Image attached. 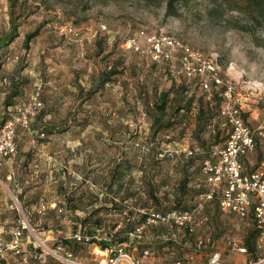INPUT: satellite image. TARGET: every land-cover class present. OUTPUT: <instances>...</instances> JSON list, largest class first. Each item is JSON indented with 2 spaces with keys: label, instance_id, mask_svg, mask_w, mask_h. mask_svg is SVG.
Masks as SVG:
<instances>
[{
  "label": "rangeland",
  "instance_id": "rangeland-1",
  "mask_svg": "<svg viewBox=\"0 0 264 264\" xmlns=\"http://www.w3.org/2000/svg\"><path fill=\"white\" fill-rule=\"evenodd\" d=\"M22 1L25 0L19 1L17 12L26 13L29 9L35 10V13L25 18L26 22L20 28L22 37H17L0 51L2 59L0 64V115L12 117L13 106L7 111L4 99L13 77L23 79L24 84L42 81L45 89V104L49 94V85L46 83L51 78L60 81L59 86L65 85L62 92L70 97V99H65L67 106L76 107L78 110V113H75L76 116L71 115L72 119L78 121L84 118L86 124L95 127L103 126V131L109 126V129L117 132V135L113 137L110 135L111 131L109 134H103L101 129L88 127L84 131L82 141L86 159L91 160L98 149H110L115 154L118 167L119 162L128 160L125 159L126 152L132 150L133 147L140 148V154L145 152L141 146L135 144L137 141L145 147L150 146L147 152L150 159L149 175L144 187L145 190L155 193L154 196L159 198L160 202L156 201L151 193L145 192L140 181L137 184L142 186L146 195L141 194L136 205H152L161 210L192 208L199 201L198 195L206 188L201 173L202 162L198 157L189 158L181 154L173 160H164L160 163L156 159V154L161 147L174 144L176 141L207 148L213 143V134H209V128H207L203 134L195 137L194 108L197 107V102H195L192 110L181 123L152 135L153 120L147 111L152 99L163 90L169 91L170 98H173L177 88L181 87L179 81L171 79L163 70L152 66L150 60L125 50L122 47V38L142 28L149 32L163 30L207 55L217 52L225 73L229 72L238 81L240 87L247 89L243 93V107L251 126H256L258 120L264 117V26L257 27L253 24L250 15L240 9L230 10L231 4L227 3L229 0H223L226 2L223 3L226 11H222L219 6L215 7L212 0H186L176 2L170 12L167 8V0H26L24 8L21 9ZM10 16L9 0H0V40L10 31ZM102 24L107 25L109 31H104L96 38H90L85 42L87 36H91V31L99 29ZM39 25H42L40 34L32 40L30 48L26 50L23 46L25 35ZM65 25L76 28L81 36L85 37L84 40L66 38L62 30ZM246 28L251 29L248 31ZM111 67L119 70L114 77V86L111 85L113 82L109 83L99 92H94L95 94L89 96L87 90L96 87L100 74L104 70H110ZM24 87H22L23 93L21 94L23 99L27 98L36 86H32V89L29 84ZM73 87L75 88L74 96L70 92ZM80 88L84 89L80 90ZM183 89L184 98L205 96V92L198 87L187 92L186 88ZM79 91L81 95L77 97ZM122 96L124 99L121 98ZM122 101L128 107L125 110V120L128 122L117 123L110 127L108 120L119 118V110L113 108V104ZM82 108L98 110L99 114H83ZM114 111L116 114H113ZM178 119L182 117L179 116ZM216 124L217 130L221 132L220 140L223 144L228 128L222 126L220 118H217ZM0 126H2L1 123ZM26 133L27 130L21 128L17 135L26 139ZM134 154L138 153L135 152L132 155ZM248 157L244 160L247 171H250L257 166L256 163L261 158L260 150L257 149ZM68 172L66 169L67 174ZM184 176L190 178L189 189L185 195L180 197L178 184ZM87 183L90 185L91 180ZM199 183L201 187H198ZM19 185L21 187V184ZM163 186L167 187L163 188ZM9 188L15 189L10 181ZM86 192L78 195V192L64 186L59 193L42 195L38 197V201L40 198L49 201L59 197L65 200L68 206L78 205L80 209L88 212V216L92 213L97 196L90 190ZM132 194L133 192L126 195L125 200L117 201V206H123L126 200L133 196ZM17 195L21 204L25 206L20 194L17 193ZM179 198H181L180 203ZM36 202L32 201L33 204ZM12 212L17 222L18 213L14 209ZM204 213L209 215L210 220L198 226L195 235H190L188 231L177 228H147L144 239L141 243L137 242L133 250L135 255L140 257L145 247H151L154 251L151 264H172L179 258L186 264H205L208 253L214 249L225 252L226 260L236 261L245 258L246 255L230 252L227 247V238L237 236L244 242L254 226L253 216L241 220L234 214L222 212L215 202H206ZM120 221L119 216L106 213L101 226L113 230ZM57 227L62 229V236H66L71 231L77 230L78 224L61 223L55 228ZM83 227L86 228V232L93 233L96 230L95 227L100 226L92 220L87 224L83 222ZM118 229L121 228L118 227ZM161 233L164 235L162 236ZM59 234L57 231L56 236ZM196 236H210L213 242L204 251H199L195 245ZM169 239L174 243H170ZM72 247L84 260L90 261L99 257L94 254L93 248L89 245L73 243ZM168 247L174 254L168 250ZM229 252L233 255L232 257L236 258L228 257ZM247 257L251 259L250 256Z\"/></svg>",
  "mask_w": 264,
  "mask_h": 264
},
{
  "label": "built area",
  "instance_id": "built-area-1",
  "mask_svg": "<svg viewBox=\"0 0 264 264\" xmlns=\"http://www.w3.org/2000/svg\"><path fill=\"white\" fill-rule=\"evenodd\" d=\"M108 29L107 25L102 24L99 29L91 31L87 39L95 37L99 30ZM62 30L66 36L77 41L85 38L73 26L65 25ZM122 47L154 63L168 64L171 75L184 76L188 83L199 80L202 91H210L212 84L223 87L218 117L222 126L228 128V137L224 145L211 144L208 156L203 160L202 174L206 188L198 195L199 201L189 209L161 210L152 205H136L138 197L144 193L142 187L137 185L133 196L123 206L118 207L113 201L108 204L107 213L119 216V225L113 230L105 226L95 227L96 230L89 233L83 227V219L88 212L68 208L62 198L49 201L40 198L35 204L23 206L18 195L11 193V209L17 211L18 220L17 225L11 227L0 222V264H13L11 257L19 264H151L154 258L151 247H145L140 257L133 251L137 242L144 239L146 229L169 226L189 230L191 235H195L196 228L210 220L209 215L204 213L205 203L213 200L217 194H220L219 209L222 212L234 214L241 220L253 216L259 230L253 251L239 237H228L230 252L251 256L247 264H264V117L256 126H251L243 107V93L247 89L240 87L229 72L225 73L217 52L207 55L163 30L149 32L142 28L125 38ZM43 91L44 83L39 81L28 100L18 101L12 107V117L0 128V157L17 155L18 129L29 128L43 108ZM208 128L209 134H216V122ZM258 141L262 144V160L254 169L247 171L242 158L255 151ZM135 144L142 147L144 154L150 150L149 146L145 147L139 141ZM204 153L206 151L202 146L176 141L158 149L157 158L174 159L181 154L190 157ZM79 179L85 178L80 176ZM15 187L21 188L18 183ZM198 187H201L200 183ZM90 189L95 191L97 186L90 183ZM50 211L67 215L65 224H78V229L62 236V229L55 228L59 223L45 219ZM118 227L125 228L124 237L114 240V233L120 230ZM57 231L60 233L58 236ZM100 241L108 245L103 248ZM212 242L210 236L195 237L199 251H204ZM73 243L91 246L99 257L90 261L82 259L73 249ZM168 250L171 248L168 247ZM171 253L174 254L172 250ZM172 264L186 263L179 258ZM205 264H226L223 251L214 249L208 253Z\"/></svg>",
  "mask_w": 264,
  "mask_h": 264
},
{
  "label": "crops",
  "instance_id": "crops-1",
  "mask_svg": "<svg viewBox=\"0 0 264 264\" xmlns=\"http://www.w3.org/2000/svg\"><path fill=\"white\" fill-rule=\"evenodd\" d=\"M19 37H22V35ZM59 82L51 78L48 89L49 94L47 96L48 101L43 110L44 113L42 111L41 117L38 120L43 126L49 124L59 125L62 123L64 116L77 109L76 107L67 106L65 99H70V97H68L69 95H64L62 89H64L65 85L59 86ZM28 84L29 86L31 85L32 89V86H35L37 83H25L22 87L25 88L24 86H28ZM111 85L114 86V84ZM34 89L31 90L30 94L33 93ZM70 92L74 96L75 88H71ZM120 94L122 95V93ZM28 97L24 99H28ZM121 98L124 99V96ZM15 99V101L23 100L21 96ZM136 99L138 100V98ZM113 108L119 110V118L118 120H108L110 127L117 123L128 122V120H125V110L128 107L124 101L114 103ZM194 109V115H196L198 106ZM81 112L91 115L99 114L98 110L90 108H82ZM113 114H116V112L114 111ZM69 123L70 127L67 131L49 135L44 141H27V138H22L18 134V154L14 157H0V221H3L10 227L17 225L11 209V193L20 194L24 205L26 204L25 206H28L29 204L32 205V201L34 200L38 202V197L42 195L59 193L61 187L64 186L78 192V195H83L87 193V190H90L97 196L93 204V210L101 208L98 215L105 217L108 204L112 201L125 200V196L134 192L135 187L138 185L137 183L140 181L145 190L144 184L146 185L148 181V163L150 161L147 153L140 154V148L133 147L132 150L126 152L125 159L128 160L119 162L121 164L118 167L116 166L115 154L110 149H98L95 152V156L91 160H88L84 157V146L82 142L84 131L90 126H95L77 121H70ZM102 127L96 126L95 129H101L103 134H109L111 131L110 135L113 137L117 135V132L109 129V126H107L108 129L106 128L105 131H103L104 128ZM20 130L21 128L18 129V133ZM135 152L139 155H132ZM251 162L253 163L254 161L252 160ZM244 166L247 170V166ZM66 169L69 171L68 174L66 173ZM85 169H87L86 172ZM80 176H86L88 178L81 180L79 179ZM90 180L91 183L97 186V190L90 189V185L87 184ZM9 181L14 185V190L9 188ZM17 183L21 184L20 189L15 187ZM166 187L163 186V188ZM145 192L150 194L151 190H145ZM100 193H102V196H100ZM67 218V215H58L55 211H50L45 219L61 224L65 223ZM224 253L223 257L226 264H247L252 259L247 257L248 255L234 253L244 255L245 258L236 261L226 260ZM227 256L233 259L236 258L232 257L233 255L230 252ZM10 261L13 264H19L12 257ZM51 264L53 263L51 262Z\"/></svg>",
  "mask_w": 264,
  "mask_h": 264
},
{
  "label": "trees",
  "instance_id": "trees-1",
  "mask_svg": "<svg viewBox=\"0 0 264 264\" xmlns=\"http://www.w3.org/2000/svg\"><path fill=\"white\" fill-rule=\"evenodd\" d=\"M19 1L20 0H9L10 15H11L10 16V31L8 32V34L6 36H4L0 40V51L4 50V48L6 46H8L17 37L20 36V28L26 22L25 18L30 17L32 14L35 13V10H29V9L27 10L26 13L25 12H17L16 8L19 4ZM181 1H186V0H167L168 11L170 12V10L174 7L176 2H181ZM187 1H190V0H187ZM25 2H26V0L22 1L21 6H20L21 9H22V7L24 8ZM212 2L214 3L215 7L219 6L222 11H226V9L224 8V4H223L226 2H223V0H212ZM227 3L231 4L230 10L234 11V10L240 9V11H244L245 13L249 14L251 17V20L253 21V24H255L257 27L264 26V0H229ZM41 26L42 25H39L36 29L28 32L25 35L23 46L26 50H28L30 48V44H31L32 40L40 34V27ZM246 29L248 31H250L251 28H246ZM108 31H109V29H108ZM108 31H105V32H108ZM102 32H104V31L99 30L97 35L91 39L96 38ZM129 36L130 35L122 38L121 43H123L124 39L129 37ZM65 37L67 38L68 36L65 35ZM89 40L90 39H86L85 42L89 41ZM127 51L133 52L131 50H127ZM133 53H135V52H133ZM135 54H138V53H135ZM138 55L141 56L142 58L147 59L143 55H140V54H138ZM147 60H149V59H147ZM219 60L221 62L220 56H219ZM1 62H2V59L0 58V64H1ZM150 62H152V61H150ZM152 66H155L156 69L163 70L164 73L167 76H169L171 79H174L175 81H179L180 87L182 89L186 88V92L189 90H192L195 87H198L200 89L199 80L195 79L192 82L188 83L184 76L177 77V76L171 75L169 73V70H168V64H166V63L157 64V63L152 62ZM118 73H119V70L117 68H114V67H111L110 70H104L100 74L99 80H98L97 84L95 85L96 87H91L87 90V93L89 94V96L99 92V90L102 89L103 86H105L109 83L113 82L112 84H114V81H115L114 77ZM50 81H51V79H49L48 82L46 83L49 85V87H50ZM22 85H24L23 79L19 80V78L16 76L13 77V79L10 81V87H9L7 95L4 99V106L7 108V111L11 109V106L15 105L14 99L18 96H21V94L23 93L22 88H21ZM181 88H179V87L177 88L176 93L173 96V98H170L169 91L163 90L159 94H157L158 96L156 98L152 99L151 106L149 105V107L147 109L149 116L153 120L152 135L158 134L163 129L173 128L177 123H181L183 118L188 116V113L192 110V107L194 106L195 102H197V106H198V111L195 115V118H196L195 131H194L195 137H198V135L203 134L207 130L209 125L212 123H215L217 121V118H219L218 117L219 116V106L221 104V100H222L221 94L223 91L222 86L212 84L211 90L206 91V92L204 91L205 96H200L199 98H196L195 96H190V97L184 98V91H182ZM82 89H84V88H80V90H82ZM44 92L45 91H43V93H42V101L44 103L43 108L38 113L37 117L31 122L30 127L29 128H23V129L27 130V133H26L27 141H29V140H32L34 142L35 141L36 142L44 141L47 139V137L49 135L67 131L70 127L69 126L70 121L76 122V120L72 119L71 115H74L76 112L78 113V110H75L74 112L71 111L69 114L64 116L62 123H60L59 125H56V124H49L47 126L41 125L38 120L40 119L41 113L44 110L45 105H46L45 101H44ZM32 94H30V96ZM80 95H81V91H79L77 93V97L78 96L80 97ZM30 96L28 97V99L30 98ZM28 99H23V100H28ZM19 101H22V99ZM181 111L183 112L182 114H181ZM43 113H44V111H43ZM76 115L77 114H75V116ZM179 116H181L182 119H178ZM0 117H2V115H0ZM246 117H247V114H246ZM10 118L8 116H3L0 120L1 125L3 126V124ZM77 122L86 124V122L84 121V118H80ZM2 126H0V127H2ZM42 133L44 134V136H40V134H42ZM220 134H221L220 130H217L216 134L212 136V141H213L212 144L224 145L226 140H224V143L222 144L221 140H220ZM227 137H228V131H227L226 139H227ZM16 141H17V138H16ZM17 146H18V144H17ZM209 148H210V146H208L207 148H204L206 153L198 154L195 156H190L189 158L198 157L200 159V161L203 163V160L205 158H207V156H208V153L210 151ZM257 149L260 150L261 158L258 159L256 165L259 164V162L262 160V157H263V155H262V144L260 143V141L257 142V146H256L255 151ZM251 153H249L248 155H246L242 158L244 165H245V160L247 158H249L248 156ZM186 157H188V156H186ZM156 159L159 160L160 162L164 161V160H169V159L160 160L157 158V154H156ZM202 168H203V164L201 165V173H202ZM157 172H158V170H157ZM85 178L87 179L88 177L85 176ZM189 182H190V178L187 176H184L180 180V182L178 184V191H179L180 197L187 193V191L189 189L188 188ZM62 186H64V185H62ZM63 188L64 187H61L60 190H62ZM202 191H204V190H202ZM151 195L154 196L156 194L151 191ZM172 197H173V199L175 198L174 195ZM154 198H156V201L160 202L159 198H157L156 196H154ZM219 199H220V194H217L215 196V198L209 202H215V204L219 207ZM178 202L179 203L181 202V198L178 199ZM68 208L76 210L79 208V206L78 205H70V206H68ZM100 211H101V208H98L97 210H93L92 213H90L87 217H85L83 219V222L85 224H87L88 222L94 220V222L98 226H101L103 217L98 215ZM107 211H108V209H107ZM95 215H97V216H95ZM0 222L4 223L3 221H0ZM253 225H254L253 228L251 229L248 236L244 240V244L247 247H249V249L251 251H253L255 249V240L258 236V231H259L257 225L255 224V221H254ZM160 228H169V226H161ZM170 228H174V227H170ZM187 231L189 233V230H187ZM124 232H125V228H121L116 233H114V240H116L117 238L123 239L121 237H124ZM163 235L164 234H162V236ZM168 241L170 243H172V242L174 243V241L171 239H169ZM100 243H101V246L103 248H105L108 245V243L105 241H100Z\"/></svg>",
  "mask_w": 264,
  "mask_h": 264
}]
</instances>
